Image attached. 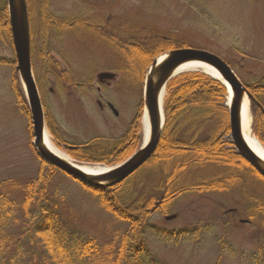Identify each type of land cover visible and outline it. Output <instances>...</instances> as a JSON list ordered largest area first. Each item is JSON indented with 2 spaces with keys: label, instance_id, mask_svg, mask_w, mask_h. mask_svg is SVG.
Instances as JSON below:
<instances>
[{
  "label": "rangeland",
  "instance_id": "rangeland-1",
  "mask_svg": "<svg viewBox=\"0 0 264 264\" xmlns=\"http://www.w3.org/2000/svg\"><path fill=\"white\" fill-rule=\"evenodd\" d=\"M48 6L54 18L68 24L82 20L88 22L90 30L71 26L67 33L58 36L53 32L43 40L38 25L33 37L32 47H45L43 59L38 53L34 58L31 55L32 75L41 85L38 94L69 143L100 138L104 145L112 146L125 133L142 101L147 68L165 53L152 59L140 85L119 73L122 61L108 40L135 41L149 47L150 37L173 36L191 48L220 57L243 85L264 78V0H48ZM0 60V183L17 186L35 177L42 161L32 147L27 117L16 106L11 89L15 54L12 43L2 34ZM60 70L66 78L61 79ZM187 72L195 71L183 73ZM57 79L60 84H69L61 90ZM224 96L226 107V89ZM247 101L251 134L263 147L253 134L252 102ZM45 134L52 148L67 155L47 127ZM223 141L232 145L229 132ZM229 148L234 149L233 145ZM47 173L50 194L55 195L59 212L70 219L72 227L100 242L110 241L116 231L126 228L124 222L102 209L79 181L56 168ZM241 187L222 193H183L169 204L166 214L157 212L150 217L144 233L145 249L161 264H264L262 218L249 217L252 206L246 196L248 193L264 201V186H247L245 194ZM10 192L16 198L21 196L18 188ZM170 215L173 218L166 220Z\"/></svg>",
  "mask_w": 264,
  "mask_h": 264
},
{
  "label": "trees",
  "instance_id": "trees-1",
  "mask_svg": "<svg viewBox=\"0 0 264 264\" xmlns=\"http://www.w3.org/2000/svg\"><path fill=\"white\" fill-rule=\"evenodd\" d=\"M27 5L32 58L35 53L41 59L45 55V47L40 50L32 47L38 25L37 31L43 40L53 32L58 36L65 34L71 26L90 31L88 22L78 20L68 24L54 18L49 13L48 0H27ZM0 34L11 45L6 0H0ZM148 39L152 47L135 41L108 40L119 54L116 58L122 61L119 73L140 85L146 67L155 56L191 46L178 42L173 36ZM53 64L59 69L57 63ZM60 71L61 79L66 78L67 74ZM16 75L15 72L12 75L11 89L18 110L27 117L31 134L28 108ZM66 82L58 83L61 90L69 84ZM36 85L41 88L39 81ZM263 86L264 78L245 85L264 108ZM224 95V87L203 74L188 72L173 78L166 86L165 123L153 155L132 175L110 188L99 189L80 182L97 198L102 209L126 224L110 241L100 242L92 235L83 234L59 212V203L54 202L55 195L50 194L48 185L47 171L54 168L44 161L41 160L37 175L22 184L0 183V264H161L143 243L148 221L154 213L166 214L169 204L183 193H222L243 186L241 191L245 194L247 186L253 187L256 183L264 186V179L229 148L231 144L223 141L229 132ZM251 104L253 134L264 147V113ZM141 111L142 102L125 133L110 147L100 138L84 144L65 141L58 123L45 108L44 120L51 136L70 158L108 167L122 162L139 147ZM13 188L20 189L21 196L11 195ZM246 196L252 206L249 217L261 216L264 227V201L248 193Z\"/></svg>",
  "mask_w": 264,
  "mask_h": 264
},
{
  "label": "water",
  "instance_id": "water-1",
  "mask_svg": "<svg viewBox=\"0 0 264 264\" xmlns=\"http://www.w3.org/2000/svg\"><path fill=\"white\" fill-rule=\"evenodd\" d=\"M7 15L15 54V71L18 74L28 105L31 119L32 146L41 160L61 170L79 181L100 189H107L121 183L138 170L154 153L164 126L163 97L166 84L175 76L185 71H195L219 81L226 89L228 124L230 141L236 153L244 159L258 174L264 178V159L258 157L245 143L241 134L240 107L243 98L252 101L246 88L240 83L230 66L220 57L204 50L181 48L167 51L154 59L147 68L144 77L142 98V144L131 156L116 166L107 168L99 174L82 171L77 165H72L55 155L44 144L45 123L42 105L32 75L30 63V38L26 0H6ZM198 63L194 69L178 71L187 63ZM207 65L211 74L201 68ZM148 132V141L144 142ZM173 216L166 217L167 220Z\"/></svg>",
  "mask_w": 264,
  "mask_h": 264
},
{
  "label": "bare ground",
  "instance_id": "bare-ground-1",
  "mask_svg": "<svg viewBox=\"0 0 264 264\" xmlns=\"http://www.w3.org/2000/svg\"><path fill=\"white\" fill-rule=\"evenodd\" d=\"M194 65H198V63H187L182 66H180L178 71H183L186 69H192ZM201 68L205 71L210 72L213 75H216L214 72L211 71V69L207 65H201ZM194 69V68H193ZM217 76V75H216ZM230 96L227 97V102L229 103L230 98H231V93L229 94ZM250 124H251V114H250V109H249V103L246 98H243L241 107H240V126H241V134L242 138L244 139L246 145L260 158L264 159V148L261 147V145L258 143V141L255 139V137L251 134L250 130ZM148 132L145 134L144 137V142L146 143L148 141ZM44 144L45 146L50 149L55 155L60 157L62 160L72 164V165H77L82 171L90 174H99L107 170L106 167H101V166H89L86 164H80L75 162L73 159H71L69 156L64 155L54 148L49 143V138L45 134L44 135Z\"/></svg>",
  "mask_w": 264,
  "mask_h": 264
},
{
  "label": "flooded vegetation",
  "instance_id": "flooded-vegetation-1",
  "mask_svg": "<svg viewBox=\"0 0 264 264\" xmlns=\"http://www.w3.org/2000/svg\"><path fill=\"white\" fill-rule=\"evenodd\" d=\"M81 85V84H80ZM64 86V85H63ZM263 90H264V86H263ZM248 91V90H247ZM248 93H249V91H248ZM250 94V93H249ZM250 96H251V98H252V103H254L255 105H257L258 107H260L261 108V111H262V113H264V108L259 104V102L257 101V100H255V98L250 94ZM261 100H262V102H263V104H264V91H263V95H262V98H261ZM240 191H241V189H240Z\"/></svg>",
  "mask_w": 264,
  "mask_h": 264
}]
</instances>
